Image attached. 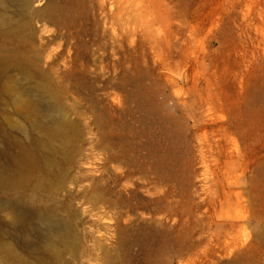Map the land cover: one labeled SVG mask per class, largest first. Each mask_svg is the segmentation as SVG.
I'll return each instance as SVG.
<instances>
[{"label":"rangeland","instance_id":"374dc122","mask_svg":"<svg viewBox=\"0 0 264 264\" xmlns=\"http://www.w3.org/2000/svg\"><path fill=\"white\" fill-rule=\"evenodd\" d=\"M39 9L28 40L0 42L35 72L0 73V146L27 142L31 83L59 95L77 128L54 155L76 181L73 201L50 205L71 228L69 262L264 264V0Z\"/></svg>","mask_w":264,"mask_h":264},{"label":"bare ground","instance_id":"6f19581e","mask_svg":"<svg viewBox=\"0 0 264 264\" xmlns=\"http://www.w3.org/2000/svg\"><path fill=\"white\" fill-rule=\"evenodd\" d=\"M43 3L44 0H0L1 44L15 37L28 40L33 32L31 22L41 13L39 8ZM53 12H48V20L54 19ZM10 69L30 81L35 76L21 56L1 46L0 73ZM31 85V96L25 99L23 110L28 115L34 114L37 121L31 123L32 129L26 133L27 142L17 145L3 141L0 146V235L4 240L16 238L23 252L45 258L46 264H71L66 258V255L72 258L76 255L71 228L50 205L53 203L64 211L73 201L69 188L77 187L76 181L58 167L54 155L56 143L60 152H67L70 136L77 134V128L60 108L58 94L38 82ZM43 100L50 104L48 108H40ZM64 159L67 163L69 158ZM94 197L100 199L97 190ZM4 240L0 238V264H33L14 252L9 241ZM107 262L112 264L110 259Z\"/></svg>","mask_w":264,"mask_h":264}]
</instances>
